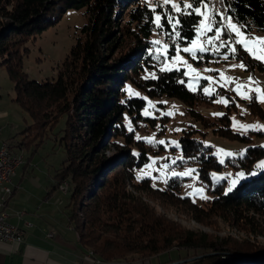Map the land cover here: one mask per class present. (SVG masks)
I'll return each mask as SVG.
<instances>
[{
    "label": "trees",
    "instance_id": "obj_1",
    "mask_svg": "<svg viewBox=\"0 0 264 264\" xmlns=\"http://www.w3.org/2000/svg\"><path fill=\"white\" fill-rule=\"evenodd\" d=\"M220 6L230 9L228 15L247 33L255 30L264 34V0H224ZM158 8L162 33L170 45L166 57L152 49L150 36L155 25L152 10L144 0H0V66L5 67L14 84V102L32 120L23 131L25 137L14 147L35 152L49 135L54 136L53 142L56 140L64 155L54 180L56 185H68V224L77 234L80 247L85 253L91 252L94 261L133 264L172 249H187L194 254L184 259L208 255L189 264H220L222 253L240 255L231 264H264V245L185 230L157 215L128 189L181 207L200 224L218 217L254 237L264 235V168L257 167L264 148L250 143V132L233 131L229 111L216 117L200 111V107L218 105L215 94L203 92L205 81L190 90L183 69L160 71L177 45L195 38L199 17H181L180 38L174 42L169 38L174 35L172 28L163 16L165 8L161 4ZM67 10L83 11L86 22L61 72L55 80H30L23 71V59L29 53L27 44L56 25ZM228 38L227 34L223 37ZM128 43H133V48L126 56L112 59ZM236 47L235 57L229 54L228 59L244 63L246 71L264 72V65ZM220 53L224 55L225 49ZM198 57L191 59L195 65L208 63L202 55ZM147 71L156 78L145 79ZM129 88L143 97L129 95ZM251 96L253 99L245 102L250 115L264 119L263 108ZM164 97L179 100L185 113L200 125L185 130L177 139L181 154L177 164L195 169L197 183L205 191L200 197L185 192L184 178H168L163 189L154 187L147 177L136 178L137 170L150 161L151 153L163 148L153 142L146 146V141L138 140L136 124L153 130L160 118L144 117L142 111L147 100ZM230 105L235 108L236 102ZM169 119L163 116L159 127L163 128ZM207 132L239 141L245 146L243 155L228 156L221 163L212 146L204 143ZM109 148L113 154L107 158ZM241 172L244 178L229 191L231 181ZM246 258L250 259L243 260Z\"/></svg>",
    "mask_w": 264,
    "mask_h": 264
},
{
    "label": "rangeland",
    "instance_id": "obj_2",
    "mask_svg": "<svg viewBox=\"0 0 264 264\" xmlns=\"http://www.w3.org/2000/svg\"><path fill=\"white\" fill-rule=\"evenodd\" d=\"M144 1L150 9L152 7H155L157 3L163 6V0ZM186 2H188V0H170L169 6H171V3L183 4ZM213 8L217 12L223 10V7L220 6L219 0H212V7L209 8L208 11L211 12ZM152 14L154 20L155 15L161 14V11L158 7H156V12L153 13L152 11ZM85 22L86 16L83 14V11L67 10L56 25L48 27L41 34L36 35L34 41L32 39L27 44L29 53L23 59V71L27 74L30 80H34L40 83L47 79L55 80L57 78L58 74L61 72L62 63L67 57L72 45L75 43L76 38L79 34V30L85 24ZM247 34L253 37H264L263 33L256 31H251ZM207 35L211 36L212 33H207ZM194 39H196V36ZM155 40H160L162 44H167L168 50L166 54L170 55L169 42L166 40L164 34L162 33V27L157 28L156 25L150 36V42L152 43ZM189 45L190 43L177 46H179V48L181 49L180 56L184 61L187 62V65L191 66V68L187 67L183 63H171L172 58L177 54V46L175 47V53L171 57L166 58L165 62L161 66L166 65L167 67H171L172 70L183 69L184 73L188 72V75H185L187 78L185 81V85L188 89L189 85H191L192 90L196 89L201 81H205L206 84L203 87V92L205 88H209L212 91V94L216 95L215 101L223 98L227 100L228 103L226 105L224 103H217L218 105L209 108L200 107V111H202L204 115L209 117H216L218 116L214 115L216 113L223 114L229 111V117L231 121L230 125L233 131L243 134L247 131L250 132L252 140V142L250 143H252L253 145H260L264 148V119L252 117L245 105V102H248V99H242L236 94L235 91L231 90L236 86V83H232V85L235 84L232 88V85L224 83V80L220 76V73H224V76L234 78L236 82L245 85L248 84L249 77H251L256 83L250 85V87L260 88L261 90H264V72L255 70L246 71L241 70L239 67H236L235 69L238 70L239 74L237 76H233V72L235 71V69H233V65H239L240 63L236 64V62L233 60L222 59L223 55H213L211 50L204 52L203 54L197 53V55H202L203 59H208V63H205L203 65H195L191 60L193 59L191 55L182 51L184 47H187ZM156 47L157 46L152 43V49L155 52H157ZM132 48L133 43H128L125 47L123 45L113 54L112 59L125 57L127 51ZM224 49V55H229L227 48ZM205 56H208V58H205ZM217 56H220V59L224 61L219 62L220 59H217ZM261 64L264 65V63ZM161 66L159 67V69L161 68ZM153 75L154 73L151 71H147L146 73H144V77ZM197 76L199 78H197ZM209 78H211V83L209 82ZM222 84L224 86H221ZM134 93H136V91H134ZM249 94L256 97V93L254 91ZM136 96L143 97L140 93H138V95ZM14 98V84L9 79L5 67L0 66V139H2V142L8 143V145H10L14 150L21 152L24 159L20 167L25 166V172H27L24 175H21V172H18V192L24 191L27 193L30 192L32 194H38L42 193L43 191V193H49L55 188L56 183L54 180V174L56 170L60 168L61 162L64 159V155L58 148V146H56V140H54L53 142L54 136L52 135H49L48 139L44 141L40 147L37 146L35 152H32V149L27 151L23 149L19 150L18 148L14 147V145H16L18 141L25 137L23 131L32 123V120L28 116V114L25 113L21 108H19L14 102ZM237 99H239L240 101H237ZM256 100L257 102H259L258 99ZM149 102H151L154 107H149ZM233 102H236L235 108L232 105L227 106L228 104H232ZM159 104L162 106H160ZM259 104L264 110V103L259 102ZM146 109L149 113L147 116L144 114ZM155 110L156 112H154ZM164 113H172V115H164ZM142 114L144 117L160 119L157 120L156 126L153 130L147 125L137 123L135 136H139L141 140L146 141V146H148L146 138H152L153 143L163 148H159L157 152L151 153L150 161L137 170L136 178L138 175L147 177L151 180V184L154 187L161 189L165 188V181H167V179L170 177L184 178L186 179L184 180V185L186 188H184L185 192L189 195H197V197H200L201 195L199 194H203V192L205 191L201 184L197 183V173L195 169L188 165L181 167L177 164L178 160L181 159L179 146H177V139L185 130H190L193 127L199 128L200 125L185 113L184 106L179 100L175 98L164 97L162 99L147 100L146 107L142 111ZM163 116H168L170 117V119L166 124H164L163 128H161L159 127V123L163 121ZM234 120L237 124L236 128L233 127ZM239 125H260L261 128L245 131L240 128ZM252 132L255 134H252ZM258 132H261L262 135L257 134ZM203 140L205 144L212 146L213 153L218 157L220 161H224V159L228 157L223 154L224 152L232 153V149H236L241 155V153H244L245 151V146L239 141L226 140L213 135L211 132H207V134L203 136ZM159 141H164V143L161 144L159 143ZM172 142L176 143L173 144ZM112 154L113 151L110 148L105 152L107 158ZM154 160L157 161V164L154 163ZM173 161H175V163H173ZM261 162H264V156L260 160V163ZM165 164L168 165L166 169L162 167ZM149 165H151V168L148 167ZM188 170H192V174L190 176L180 177L173 175V173H180ZM56 186H58L56 187V189H58L59 191H63L61 189V187H63L65 189L64 192L66 193L68 188L67 183L62 182L61 184ZM128 189H130V191L133 193V196L142 200L143 203L150 205L155 210L157 215L166 218V220H169L174 224H178L185 230L194 233L207 234L211 237L216 236L219 239L229 238L231 241L251 244L259 243L261 245H264V235H258V237H254L251 235V233H246L241 227L230 224L228 223V221H224L222 220V218L218 217H213L210 221H207L204 224H200L196 219H193L191 216L183 212L181 210V207L172 205L165 201H160L155 197L146 195L144 193H134L133 189L130 187H128ZM197 189H200L202 191H196ZM258 220L260 219L258 218ZM260 225H262L261 222ZM193 254L194 252L192 250L172 249L169 252L162 253L157 257H153L144 261H137L133 264H189L194 260H198V257L204 256L203 254L196 256V258L193 256L192 258L184 259V257L192 256ZM88 255H92V253L88 252ZM247 259L250 258H246L243 260ZM223 262H227L226 264H231L232 260L220 256L219 263L222 264ZM242 262L243 261H241V263ZM109 264L127 263H125V261H115Z\"/></svg>",
    "mask_w": 264,
    "mask_h": 264
},
{
    "label": "crops",
    "instance_id": "obj_3",
    "mask_svg": "<svg viewBox=\"0 0 264 264\" xmlns=\"http://www.w3.org/2000/svg\"><path fill=\"white\" fill-rule=\"evenodd\" d=\"M238 74L235 69L233 76ZM18 172L27 173L25 166L8 184L11 194L2 211L23 237L21 242H0V264H107L93 261L78 244L77 234L68 224L67 194L56 188L49 193L18 192Z\"/></svg>",
    "mask_w": 264,
    "mask_h": 264
},
{
    "label": "snow or ice",
    "instance_id": "obj_4",
    "mask_svg": "<svg viewBox=\"0 0 264 264\" xmlns=\"http://www.w3.org/2000/svg\"><path fill=\"white\" fill-rule=\"evenodd\" d=\"M220 4L223 5L224 0H219ZM170 0H163V6L165 8V12L163 13V16L167 18L169 25L172 28V31L174 35L172 37H169L174 40H178L180 38V31L178 30L181 27V17L185 16H191L195 14L197 17H200L198 26L195 28L196 31V39L191 40L190 45L187 47H184L182 49L183 52L188 53L191 55L193 59H198L197 53L203 54L204 52H207L209 50L212 51L213 55H220V49L227 48L228 54L235 57L237 53V45L242 49L245 53L248 54L252 59H255L261 63H264V37H253L247 34L244 26L239 25L235 22L234 17L228 15V12L230 9L223 8L222 11L217 12L214 8L211 12L208 11L209 8L212 7V0H188V2L183 4L178 3H171V6L169 7ZM156 7H160V4L157 3L155 7H152L151 10L153 13L156 12ZM173 11L175 12V15H173ZM217 16H219V19H217ZM161 14H156L155 19L152 21L157 28H161ZM207 33H212L211 36H208ZM227 34L229 37L228 40H224V35ZM167 35V33H165ZM199 41V43H198ZM154 45H156V51L159 55H164L166 57V53L168 50L167 44H162L160 40H155L152 42ZM181 49L179 46L176 47V56L172 58L171 63H183L187 67L191 68L190 65H187V62L183 60V58L180 56ZM229 56L227 54L223 55V59L227 60ZM236 67H239L241 70H246V65L244 63H240L239 65H233V69ZM171 67L161 66L160 71H171ZM211 71V70H208ZM184 75H188V72H185ZM221 78L224 80V83L231 84L233 82L236 83V87L234 89H231L236 92L238 96H240L242 99H253V96H251L249 93L255 92L256 93V99L259 100V102L264 103V90H261L260 88H251L250 85L255 84L256 82L249 77L248 84H241L239 82H236L234 78L226 77L224 76V73H220ZM153 79H155V75L152 76ZM197 78H199L197 76ZM145 79H148L146 76ZM209 82L211 83V78H209ZM183 83V81H181ZM221 86H224L223 84ZM189 89L192 90L191 85H189ZM129 95H138V93H133L132 90L128 89ZM205 95H212V91L209 88L204 89ZM217 103H224L225 105L228 103L227 100L221 98L220 100L216 101ZM149 107H154L151 102H149ZM146 116L149 114L148 110H145L144 113ZM164 115H172V113H164ZM214 115H221L219 113H216ZM233 127L236 128L237 124L235 120L233 121ZM240 128L247 131L250 129H260V125H239ZM129 130L131 131V127H129ZM137 139L139 140L140 137L138 136ZM148 143H152V138H146ZM159 143L163 144L164 141H159ZM175 144L176 142H172ZM178 146V145H177ZM223 151V150H219ZM225 156H231L232 153L230 152H224ZM243 155V153H241ZM224 161L221 160V163ZM175 163V161H173ZM151 168V165L148 166ZM163 168H167L168 165L165 164L162 166ZM259 168H264V162H261L259 165H257ZM192 174V170H188L185 172L180 173H173V175L185 177L190 176ZM142 176H137V179H142ZM244 178V173H238L236 176V179L231 181L229 191L232 190V187L235 186L238 180ZM218 179H223V177H219ZM166 182V181H165ZM196 191H202L200 189H197ZM203 198V197H202Z\"/></svg>",
    "mask_w": 264,
    "mask_h": 264
},
{
    "label": "built area",
    "instance_id": "obj_5",
    "mask_svg": "<svg viewBox=\"0 0 264 264\" xmlns=\"http://www.w3.org/2000/svg\"><path fill=\"white\" fill-rule=\"evenodd\" d=\"M232 154L236 155V157L239 156L237 153ZM23 159L20 151L14 150L8 143L2 142L0 139V242L22 241V231L7 221L8 216L2 211V207L11 194L8 184L11 183L16 170L23 163ZM61 189L64 192V188L61 187ZM88 257H91V255H88Z\"/></svg>",
    "mask_w": 264,
    "mask_h": 264
},
{
    "label": "water",
    "instance_id": "obj_6",
    "mask_svg": "<svg viewBox=\"0 0 264 264\" xmlns=\"http://www.w3.org/2000/svg\"><path fill=\"white\" fill-rule=\"evenodd\" d=\"M264 254H262V256H263ZM221 257H223V258H227V259H229V260H232L234 257L235 258H238V257H240V255H234V254H229V253H222L221 254Z\"/></svg>",
    "mask_w": 264,
    "mask_h": 264
},
{
    "label": "bare ground",
    "instance_id": "obj_7",
    "mask_svg": "<svg viewBox=\"0 0 264 264\" xmlns=\"http://www.w3.org/2000/svg\"><path fill=\"white\" fill-rule=\"evenodd\" d=\"M232 153H237V154H239L238 153V151L236 150V149H232V151H231ZM234 156H236V155H234ZM64 191H65V189H64ZM206 256H208L207 254H206ZM205 255L203 256V257H206ZM202 256L201 257H198L199 259L200 258H203ZM196 258V257H195ZM227 262H223L222 264H226Z\"/></svg>",
    "mask_w": 264,
    "mask_h": 264
}]
</instances>
